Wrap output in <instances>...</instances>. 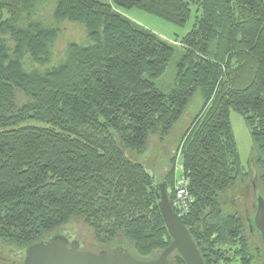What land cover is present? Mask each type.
Instances as JSON below:
<instances>
[{"label":"trees","instance_id":"16d2710c","mask_svg":"<svg viewBox=\"0 0 264 264\" xmlns=\"http://www.w3.org/2000/svg\"><path fill=\"white\" fill-rule=\"evenodd\" d=\"M43 1L0 0V240L26 250L77 219L101 245L121 238L137 257L123 246L114 250L136 259L161 253L171 239L158 188L165 186L171 203L180 175L191 201L180 218L204 264H264V247L250 243L243 219L221 204L247 176L230 111L249 130L255 180L264 183V0H191L198 16L180 39L168 94L155 82L173 58L172 45L117 9L184 26L189 3L55 0V20L84 25L89 44L70 43L61 63L27 73L25 55L41 66L51 57L55 31L31 21ZM196 92L202 106L158 181L134 157L144 154L150 135H169ZM168 260L184 264L177 253Z\"/></svg>","mask_w":264,"mask_h":264},{"label":"rangeland","instance_id":"374dc122","mask_svg":"<svg viewBox=\"0 0 264 264\" xmlns=\"http://www.w3.org/2000/svg\"><path fill=\"white\" fill-rule=\"evenodd\" d=\"M190 4L191 18L184 26H176L166 22L153 15L144 13L138 9H117L118 13L138 26L152 32L158 38L171 44L174 50L173 58L169 63L164 74L155 82L157 89L163 94H168L173 88L174 79L176 76L175 66L178 63L183 49L180 44V39L184 37L194 26L196 21V7L191 3V0H182ZM55 0H44L34 9L31 16V21L41 24L44 27H49L55 31V37L49 42L50 61L46 66L34 63L29 56L25 55L20 61L21 68L25 72L37 71L43 72L46 68L53 67L61 63L67 51V46L70 43L78 45H87L89 41L84 25L66 20H55L54 18ZM16 100L19 102L22 95L20 92H15ZM202 106V98L199 92H196L191 98L189 104L185 108L180 120L173 126L169 135L160 141L157 135L148 137L147 149L141 156H133L142 162L148 171L155 176L159 181L163 178L169 169V160L173 154H176V148L180 138L191 124L193 118ZM230 124L234 134V139L237 146L240 162L243 171L247 176L243 177L237 184L238 186L233 191L225 192L222 196L223 213L238 214L244 222L246 236L250 243L259 244L258 234L249 232V227L253 226V218L257 207V198L261 196L264 199V183L256 181L255 177L258 174V169L253 165L254 151L250 138L249 130L246 127L242 117L237 113L229 112ZM179 157L176 155L174 163L175 173L179 175ZM181 179L178 176L177 181ZM176 186V184H175ZM172 199H174L175 187L172 191ZM62 236L69 238L71 242H77L80 250L99 253L103 251H113L118 246L128 248L133 256L136 253L132 249V245L118 238L109 244L101 245L96 241L94 232L81 220L72 219L68 223L60 226L53 232L44 235L42 240L47 241L54 236ZM25 248H22L15 243L0 240V264H23V253ZM160 252H153L150 256L140 258L143 260L157 258ZM172 258V257H171ZM170 264H173L170 260Z\"/></svg>","mask_w":264,"mask_h":264},{"label":"water","instance_id":"95a60500","mask_svg":"<svg viewBox=\"0 0 264 264\" xmlns=\"http://www.w3.org/2000/svg\"><path fill=\"white\" fill-rule=\"evenodd\" d=\"M158 189L157 207L171 243L157 258L140 260L121 249L99 253L83 251L77 242L56 235L29 246L23 253V264H169L168 258L173 253H177L184 264H204L181 218L173 211L165 186L160 184ZM253 226L264 247V199L261 196L257 198Z\"/></svg>","mask_w":264,"mask_h":264},{"label":"built area","instance_id":"2783aa9c","mask_svg":"<svg viewBox=\"0 0 264 264\" xmlns=\"http://www.w3.org/2000/svg\"><path fill=\"white\" fill-rule=\"evenodd\" d=\"M180 170V166H179ZM190 199L187 193V181L182 177L179 181H176L174 199H172L170 205L173 211L180 217L187 211L188 204H190Z\"/></svg>","mask_w":264,"mask_h":264},{"label":"flooded vegetation","instance_id":"af4514ba","mask_svg":"<svg viewBox=\"0 0 264 264\" xmlns=\"http://www.w3.org/2000/svg\"><path fill=\"white\" fill-rule=\"evenodd\" d=\"M249 229H250V230H249L250 233H254V231H255V232L258 234V236H259V240H260V241H259V245H260V244L262 245V242H261V239H260V234L256 231V229L254 228V226H252V228L249 227ZM253 230H254V231H253ZM68 241L71 242L70 239H69ZM262 246H263V245H262Z\"/></svg>","mask_w":264,"mask_h":264}]
</instances>
